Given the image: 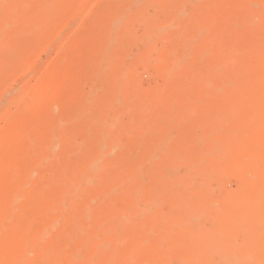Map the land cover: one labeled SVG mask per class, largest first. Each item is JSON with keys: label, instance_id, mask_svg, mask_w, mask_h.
Returning a JSON list of instances; mask_svg holds the SVG:
<instances>
[{"label": "bare ground", "instance_id": "obj_1", "mask_svg": "<svg viewBox=\"0 0 264 264\" xmlns=\"http://www.w3.org/2000/svg\"><path fill=\"white\" fill-rule=\"evenodd\" d=\"M74 1L75 0H41L40 2L42 3L37 4L35 8H33V10H35L36 12L34 16L32 18H27L25 14L29 10H31L28 7L30 4L27 6V2H25L24 0H0V69L2 70L4 68H7L8 65L11 66V63H14L20 58V56L23 55L19 53L22 51L21 48L17 47L15 43L11 41V38L13 37V35H15V31L8 30L9 28L7 27V25L9 23L18 21L29 22L26 23L22 27V29H20L19 35L29 34L28 36L34 37L35 41L38 35H43V33L46 31L50 32L52 24H55V26L59 24L60 21H58L57 24V22H55L56 20L53 21V18L57 16V14L59 15L58 12L60 10L59 8L61 4L63 2H65V4H73ZM189 1L191 2L192 0ZM194 1L195 6H197L200 10L201 0L200 3L198 0ZM186 2H188V0H132V2L129 3L128 6L122 7L118 10V12L115 11L113 15H111V18H109L111 22V29L107 32L106 35V42L104 44V50L106 51H101L100 56L103 59L105 58L109 62L114 63V54L121 49L120 45L124 47V51L134 45H141L144 49H147L149 46L153 45L156 39H169L172 33L169 31L168 27L171 26V28H173L176 24L183 23L185 20L183 18V15L186 13L182 14L183 11L181 9H183V5ZM157 3L159 6H167L168 3H172V5L175 6L179 12L175 16H170L164 20H160V18H158L159 16L153 17L156 16L155 13L153 16L146 15L145 7L148 4L155 5ZM203 6L209 7V5H205V3L203 4ZM248 11L244 16L246 19L243 17L241 21H247V18H249L247 15ZM257 11L258 10H256V12ZM260 12L263 11L261 10ZM260 12H257L259 16H257L258 18H260V15H263L264 13L263 12L260 14ZM250 13L251 12H249V14ZM253 13L255 12H252V14ZM257 17L255 16V19H253V17L249 18V21L251 18L253 21L247 22H249L250 24L252 22V24H254L250 26L248 25V29H250L249 27L255 28L254 25L258 27V25L255 24ZM80 18L82 19V17ZM119 20L122 22L120 23V25L118 24ZM137 20L139 22L142 21L145 24V28L142 34L138 33L139 31L137 32L133 29V25L136 24H134V21ZM52 21L55 23H52ZM139 22L137 24H139ZM190 22L192 23V26L202 25V22L199 23L197 18L194 20H190ZM241 23L245 24L243 25V27L247 26L246 23ZM141 26H143V23ZM54 30L55 29L53 28V31ZM200 34L203 35L201 32ZM230 34L232 35V33ZM233 34H235L236 36L238 33ZM184 39L185 37L183 38L182 43L179 46L170 45L171 47H168V50H166L167 48L165 49L166 52L162 51L163 53L160 54V58L158 60L159 63L157 64L156 68L158 75L162 76V83L158 85V87H154L153 91L150 90L152 91V93L150 92L151 95H149L152 98H159L163 94V92H165V90L166 92H168L167 90L180 86V84H183V82H185V79L187 80V67L184 66L183 63L186 58L183 60V55L185 57L187 56L185 55L188 52L187 47H190L189 44L192 41L190 42L188 40L189 38L185 40ZM187 40L189 44H187ZM209 40L211 39H208V42ZM213 41L209 42V44H215L213 43ZM235 43L237 42L232 43L233 48L237 47L236 45H234ZM186 44L188 46H186ZM156 46L158 47V45ZM210 46L211 45H209L208 50L202 52H206L205 54H208L209 52L207 53V51L211 50L209 49L211 48ZM226 46L227 44L224 47ZM221 47L222 46H220V48ZM233 48H230L229 46L228 50H225L226 52L223 50L224 53L220 54L223 55L221 59L219 58L221 63H219L218 65L216 63L215 66L213 65L212 67L215 70L214 77H217L220 73L225 72H229L231 74L245 72L248 74H246L247 80L242 85L241 83H239L237 86H231L230 83H225L222 86L223 89H221L220 85L221 90H218V98H226L228 96V99L232 97L233 101H227L226 104L214 107L210 112L208 111V113H212L214 109L215 113H213L216 115L218 113H224V119H219L220 121H217L216 124L214 123L215 120L211 119L212 125L215 124L217 129L221 130L222 128L227 127H234L236 129L237 127H239L241 129L240 131L244 132L247 129V131H250L252 135L246 133L243 137L241 136L242 138L239 139L241 144L234 148L227 147L228 145L231 146V141L224 145V140L210 142L211 139H207L209 142L208 146H211L212 154L210 153L211 155H209L207 158H203L205 159V161L193 163L187 162V164L185 165H183L182 160L179 161L177 155L176 157L172 155L170 159H165L167 154H169L170 156V151L168 153L165 152L166 147H164L162 140L167 139L166 137H168V135H164V138L158 141L159 146L156 145V148H154L155 146H153L152 148L154 149H149L146 152V156L144 155V161L146 163H150L149 166L145 169H143L141 166L142 169L138 167L136 170H130L127 175L120 172H114L115 168H117L115 170L117 171L120 168L119 166L121 165L115 160L112 161L111 157H109V153L114 150L118 151L123 149L121 140L118 136V130L127 128V126H133L134 124L144 125L146 123L145 120L148 118V109L153 106L154 102L146 92L144 93H146L147 96L141 93L142 95H144L142 96L144 98H141L138 94H136L134 90L136 89V81L133 74L128 73L129 81L131 80V82L124 81V76H127V68L125 69L124 65L121 66L119 71L115 72H118L116 75H114L115 73L113 74L114 76L111 75V72H109L105 68L109 66L102 67L101 65H99L98 71L95 72H98L97 74L99 76H104L106 79L110 78L109 88H106L105 86L104 88L112 91V97L108 102L109 104L106 106L104 103L103 109L99 111L100 113L102 112L101 115L97 113L96 115L91 116L96 119L98 124L95 128V132L94 130H92L94 134H91L88 139L86 138V142L84 141V143L88 145L82 146V142L80 144H77L75 139H67V137H71L69 135H64L66 136L64 137L62 134L65 131H63V133L59 131V127L62 128L63 126L51 125V128V126L49 125V129L52 130L50 131L53 133V135L49 133L51 137L48 135V142L43 144L44 146L41 145L40 147L36 139V143L39 146H31V148H34L33 151H35V148L37 149V147H40V149H37V151L35 152L31 151V155L26 148L25 152L28 151L29 153H24L25 156L27 155L28 162V156L31 155L30 165L27 168L28 170H26L31 172L39 171V174L37 173L38 179H29L30 177L24 178V181L28 183L26 187H16V189L14 188V186L18 184L19 181L23 180L20 178V175V179L17 178V175H14L18 170H20L18 169L17 171H14L15 173L12 174V176H15L16 178L12 176L9 177L10 182L8 184V193L5 189L3 190V193L2 191H0V194L5 195L7 193V199L3 204L0 205H3V211H0L1 214H3L4 208L6 211L5 218L2 219L0 216V231H3V228L5 229L7 227V222H5V219L10 222L11 219H14L16 217L14 219V223H8L10 224V227L9 225L8 227L10 228L9 230L11 231V233L16 234V232H18L16 237L11 236L10 232L9 234L6 232L11 236V238L13 237L14 239L13 242H10L11 244L9 243V241L6 242L2 238L0 239V252H3L6 258L10 259V262H7L9 264H166V260L174 254L179 258L178 263L180 264H213V256L214 254H218L226 256L228 258L227 264H264V107L261 110L258 109L256 113H254L251 117L249 116L250 118L247 119L246 126L243 125L245 121L242 120L245 114L247 117V115L249 114L247 111L252 107L253 104H257L262 101V99H264V65L260 68L261 70L256 69L253 74L250 75V71H246L243 68V52L241 53L240 49H238V52ZM214 50H211V52ZM154 51L156 52L155 48ZM187 54L189 55V53ZM193 54L194 52L192 51V55ZM203 54L202 56H204ZM210 55L213 54H209V56ZM244 55L245 57H247L246 55L248 54L244 53ZM224 63L226 64L224 65ZM209 79L211 80V76ZM207 80L208 79H205V81ZM50 82H52V80ZM38 83H40V81ZM92 88L93 89L90 88L89 91H86L83 94H78L81 101H79V103L83 102L86 104L85 107L84 104H82L84 108L82 106L81 107L85 109L87 106L84 111H81L82 109L80 108V115L75 113V115H77L79 119H82V122L85 121L83 119L89 117L91 114L89 111L90 108L88 103L95 98L103 97L100 91V86L93 84ZM181 88L183 89V87ZM35 90L34 92H38ZM186 91L182 94L185 95ZM41 92L44 94L45 90H42ZM48 92L46 93L48 94ZM120 94L124 95L125 97V101L122 105H120ZM37 95H40V93ZM174 95L173 97H175ZM2 96L3 95H1V98ZM145 96L149 97L146 98ZM162 96L164 97V95ZM40 99L45 100L46 97ZM159 99L157 100L158 102L160 101ZM157 101H155V103ZM194 101L196 100L191 101L190 103L192 104L188 103L190 104L189 106L195 107L193 105L195 104L198 107H196L197 109H202L199 108V106L197 105L198 103L196 104L194 103ZM32 102V104H34V101ZM4 105H6V103ZM133 105L140 107L141 110L138 112V115H134L128 121V123L124 121L122 122L117 119V111H119L117 109H120L119 107L129 109ZM169 106H171V104ZM193 107L192 109L194 111L197 110ZM188 109L189 108L187 107V110ZM103 112L112 113V118H110L109 116H105ZM213 113L211 114V117L214 115ZM53 115L55 114L53 113L52 116ZM95 119H93L92 122H94ZM170 123H172V120L169 121V123L167 122V128L170 127ZM31 124L33 123L31 122L29 127L34 126ZM17 127L19 128V126ZM29 127H27L26 130H28V132L30 131V133L32 134L31 130L28 129ZM229 129L231 130V128ZM26 130L24 132L28 134ZM87 131L89 132L90 130L88 129ZM92 131L90 132L92 133ZM59 132L61 133L60 136ZM25 133L23 134V136L25 135ZM30 133L25 137H29L31 135ZM212 134L213 132H209L207 137L209 138ZM23 136L22 138H25ZM31 136L33 137L34 135ZM2 137L3 139H6V137ZM26 138L24 140H26ZM33 138L35 139V137ZM28 139L30 138H27V140ZM3 141L4 140H1V142ZM26 141H24V143ZM61 141L64 142L61 143L62 146L63 144H65L64 147H62L63 149L66 146V148L68 147L69 150L73 151V153L75 152L78 156L84 155L86 153L87 160L85 162L77 161L74 164L65 162V165H63L61 169L59 167L61 165V163L59 162V152H57L56 150ZM1 142L0 144L5 145L9 141L5 143ZM15 142L13 141L12 144H16ZM21 142L23 143V140L20 141L19 144H21ZM33 142L34 140L32 141V143L30 141L31 144H33ZM30 143H28L29 147ZM137 153L138 151H136V154H134V156H136ZM237 155H249L248 157L252 162H238L237 159L234 158ZM14 157L16 156H13V158ZM163 160H165L166 162L169 161L167 162V164L170 168H168L167 166L168 169L159 170L157 166H159L163 162ZM7 163L8 161H6L5 163L7 167L6 169L4 168L5 171L8 170L9 167ZM16 164L18 165V163ZM228 165L235 167L237 170L239 168H251L252 170L254 169L256 173L255 177H250L248 176V174L245 175L244 173L238 172L231 176L230 179H226V171L221 168H225ZM0 167L1 170L3 167V162ZM182 168L185 169L183 170ZM45 170L49 172V175L45 176L42 174V172ZM8 172H11V170L9 169ZM30 175L31 174H27V176ZM3 178H1V180ZM93 178H98L97 184L93 183ZM209 178H212V180H215L216 178L219 181H222L221 189H219L220 192L218 191L219 196L217 197L223 202L218 205V200L204 195L201 196L197 201L192 200L193 196L191 198L184 197V195L189 192H197L202 195L205 191L206 186H204L205 183H202V180H206ZM7 181L8 179H6V182ZM24 181L22 182L23 184L25 183ZM6 182L3 181L1 183ZM157 183H163L162 189L158 187V185L160 186V184ZM197 183L200 184L198 185ZM0 188H2V186H0ZM60 190L61 194H63V197L62 201L59 202ZM158 191H161V193L164 195L166 194L169 201H171L172 203L171 205L173 206L172 209H170V211H168L165 216L161 218L158 224L154 226L159 229L158 233L155 235L152 234V236L151 234L149 235V233H147L148 230H144L142 220L144 218L151 219L152 215H149L150 207H154V203L157 205L159 204V201L157 200L154 202V196H156L157 193H160ZM14 194L16 195L14 196ZM46 194H48L49 196L45 197ZM5 196L2 197L5 198ZM19 196L21 200V197L25 198V202L33 201L32 209L33 207L35 208L31 211V215L28 219H17L18 217L15 216V213L20 212L19 210L23 208L19 207L20 209H18L17 211L16 207L18 206H14L15 203L17 205L16 200L17 198H19ZM3 199L0 201H3ZM146 200H150V202H146ZM17 201L19 202V200ZM119 201L123 203V206H118L117 202ZM21 202H23V200ZM56 203L57 205H55ZM63 205H65L64 210H62L63 208L61 207ZM52 209V215L48 214L42 219V217L45 215L44 213H47L48 210L51 211ZM15 210L16 212L14 213ZM21 211L23 212V214H25L24 210ZM92 211L94 213H92L91 216H93V214L95 215V217H93L94 224L91 228L88 227L85 229V227L83 226L87 218L90 216V212ZM65 212L66 217H64L65 219L63 218V223H58V225L55 220H59ZM20 214L21 213H19L18 215L20 216ZM9 230L7 229V231ZM131 230H134L133 237L132 235H127ZM240 231H244V234L245 232H247L245 234L247 235V238L243 242H239L236 238V236H239L237 235V233H239ZM5 235L4 239L6 237ZM8 235L7 238L9 237ZM152 246L155 247V249H152ZM149 248L152 249V254L146 253ZM144 252L146 254H144ZM2 259L5 258H3L2 256Z\"/></svg>", "mask_w": 264, "mask_h": 264}, {"label": "rangeland", "instance_id": "obj_2", "mask_svg": "<svg viewBox=\"0 0 264 264\" xmlns=\"http://www.w3.org/2000/svg\"><path fill=\"white\" fill-rule=\"evenodd\" d=\"M24 1L27 2L26 3L27 6L30 4L28 7L31 9L25 15L27 18H29V17L32 18L34 16V14L36 13L35 10H33V8H35V6L37 4L42 3V2H40L41 0H24ZM198 1L200 3V0H198ZM131 2H132V0H75L73 4H71V3L65 4V2H63L59 8L60 9L58 12L59 15L57 14V16H59V17L55 16L53 18L54 19L53 21L56 20L55 22H57V24H58V21H60L59 24L56 25L57 27L55 26V24L54 25L52 24V27L55 30L53 31V28L51 27L50 32L46 31L43 33V35L40 34V35H38V37L35 36L37 38V39L35 38L36 39L35 41H34V37L28 36L29 34H27V35L23 34L22 35L20 33L21 35H19L20 29H22V27L26 23H29V22L18 21L19 23L18 22H12V23H9L7 25V27L9 28L8 30L15 31L16 36L13 35V37H12L13 39L11 38V41L13 43H15V45L17 47L21 48L22 51L19 53L21 55L23 54L24 56L22 55V56H20V58L18 57L19 61L17 60L14 63H11L10 64L11 66L8 65L7 66L8 69L7 68H4L2 70L0 69V101H1V103H0V137H1L0 142H1V140L5 141L6 139H8V140H6L5 142L9 141V142H7L8 144L7 143L5 144L6 146L0 144V145H2V146H0V148L2 147L0 150V153H1L0 156H5V157H0V161H1L0 165H2V162H3V167L0 170L1 171L0 172V186H2V188H0V191H2V193H3L4 189L8 193V187H9L8 184L10 182L9 177L12 176V174L15 173L14 171H17L18 169H20V170H18L16 172V174H14V175H17V178H19V175H20L21 176L20 178L23 180L19 181L18 184H16L14 186V188H16V187H18V188L22 187L23 188V186L25 188L28 183H26L24 181L25 180L24 178L30 177L29 179H38L37 176L39 174V171H35V172L32 171L31 172V171H27L28 170L27 168L30 165V161H31L30 156L32 155V152L37 151V149H40L41 145L48 142V140H49L48 135L50 137H51V135H53V133L51 132L52 130L49 129V125L50 126L51 125L63 126L62 128L59 127V131H61L62 133H63V131H65L64 132L65 134L64 133L62 134L63 136L69 135L71 137H67V139L73 138V139H75L77 144H80L82 142L81 143L82 146L88 145V144L86 145L84 143V141L86 142L88 137L91 134H94L95 128L98 124L96 119L94 117H91V116L96 115L97 113L101 115L102 112L100 113L99 111L101 109H103L104 103L106 106L109 104L108 102L112 97V94H111L112 91L104 88V86L106 88H109L110 78L106 79L104 76H99L97 74L98 72H95V71H98L99 65H101L102 67L109 66V67H105V68L109 72H111V75H113L116 71H119L121 66L124 65L125 69L127 68L126 69L127 70L126 71L127 76L126 75H125L126 77L124 76V81L125 82H131V80L129 81L128 73L133 74L135 76V81H136V84H135L136 89H134V90H135L136 94L139 95V97L144 98V97H142L144 95H142L141 93H143L145 95H146V93H147V95H149V94L151 95L154 87H158V85H160L162 83V76L158 75L157 68H156L157 64L159 63L158 60L160 58V54L163 52H166V50L169 49L168 47H171L174 45L179 46L182 43V40L184 37H185V39L189 38L188 40L190 42L192 41L189 44V42L187 40V44H189V46H190V47H187V50H188L187 53H189V55L187 53L185 54V55H187L186 57L183 55V60L186 58L183 61V63H184V66L187 67L186 68L187 69V74H186L187 80L185 79L184 80L185 82H183V84H180V86H177V87H174L173 89L167 90L169 93L166 92V90H165V92H163V94H162V95H164V97L161 95L160 96L161 98L159 97L160 99L157 97L152 98L149 95L150 98H152L154 103H153V106H151L148 109V118L145 120L146 123L144 125L134 124L133 126H129V127L127 126V128H124V129L122 128L121 130H118L119 132L121 131L120 133L118 132V136H119V139L121 140V144L123 146L122 147L123 149L122 148L121 149L123 151L122 150H118V151L114 150L111 153H109V157H111V160L112 161L115 160L116 162H118L121 165V166H119L120 168L118 167L119 169L117 171H115L117 169V168H115L114 172H120V173L127 175V173L130 170H136L138 167L141 168V166H142L143 169L147 168L150 163H148V162L146 163L144 161V155L146 156V152L149 149L151 150V149L156 148L157 147L156 145L159 144L158 141H160L162 138H164L163 137L164 135L165 136L168 135V137H166L167 139L162 140L164 147H166L165 152L168 153L170 151L169 152L170 156H169V154H167L165 159H170V157L172 155L175 157L177 155L179 161H181V160L183 161L182 162L183 165L187 164V162L193 163V162L205 161V159H203V158H207L209 155L212 154L211 153L212 152L211 146L210 147L208 146V143H209L208 140H210V139H211L210 142H217L219 140L220 141L224 140L225 141L224 145H226V143L231 141V146L228 145L227 147L234 148V147H237L238 145L241 144L239 139H241L246 133H248L249 135H252V133H250V131H247V129L244 132L240 131L241 129L239 127H237L236 129L234 127L222 128L221 130L217 129L215 124L217 121L218 122L220 121L219 119H221V120L224 119V115H223L224 113H220V114L218 113L216 115V114H214L215 113L214 112L215 109H214L212 111V113L214 112L213 113L214 114L213 116L215 117V119H214L213 116L211 117L212 113H208V111L210 112L211 109H213L214 107H218V106H221L223 104H226L227 101L228 102L233 101L232 100L233 98L231 97L228 99V96L226 98H222V97L218 98V96H219L218 90L220 89V85H221V89H223L222 86L225 83H230L231 86H237L239 83H241V85H242L247 80L248 74L245 72H240V73H235V74L225 72V73H220L219 76H217L218 78L214 77L215 70H214V68H212L213 65L215 66L216 63H217V65L219 63H221L220 59L223 55H220V54L224 53L225 50L227 51L229 46H230V48L231 47L233 48L232 43L237 42L234 45H236L238 48L235 46L237 49L233 48L234 50H237L239 52L238 49H240V52L241 53L243 52L242 53L243 54V59H242L243 60V62H242L243 68L246 71H250V73H249L250 75L253 74V72L256 69L261 70L260 68L263 67V65H264V18H261V17H264L263 16L264 15V13H263L264 12V0H203V1L201 0V3H200V10L201 11L199 10V8L197 6H195L194 0H192L191 2L188 0V2H186L183 5V9H181L183 11L182 14L186 13L183 15V18L185 19L184 22L180 23V24H176L175 25L176 27L174 26L173 28H171V26L168 27L169 31L172 33V35L170 36L169 39H167V40L163 39V38L156 39L152 45L153 47L149 46L147 49H144L143 46H141V45L140 46L134 45V46L129 47V49L124 51L123 50L124 47H122V45H120L121 49L118 50L117 52H115V54H114V56H115L114 57V63H111L104 58L106 61L105 62L104 59L100 56V52L106 51V50H104V48H105L104 44L106 42V37H107L106 35H107V32L111 29V22H110L109 18H111V15H113V13L115 11L118 12L119 9H121L122 7L128 6L129 3H131ZM204 3H205V5H209V7L203 6ZM208 3H210V4H208ZM184 8H185V11H184ZM248 10H250V11H248ZM256 10H258L257 12H260L261 10L263 11V12H260V14L263 13V15H260L261 16L260 18H258L259 16H258V13L256 12ZM247 11H248L247 15L249 18L253 17V19H255V16L256 17L258 16L257 17L258 19L256 18V21L254 20L256 22L255 24L258 25V27H256L254 25L255 28H251V27H249L250 29L247 28L248 25L250 26V25L254 24V23L252 24V22H251V24L249 23L250 21H253L252 18L250 19V21H249V18H247V21H249V22H247V21L245 22L244 20L241 21L243 19V17L245 16V14L247 13ZM145 12H146V15H149V16H153L155 13L156 16H153V17L159 16L158 18H160V20H164L170 16H175L179 11L175 6L172 5V3H168L167 6H161V5L159 6L157 3L155 5L148 4L145 7ZM249 12H251V13L249 14ZM252 12H255V13L252 14ZM250 15H252V16H250ZM161 16H163V17H161ZM80 17H82V19ZM196 18L198 19L199 23L202 22V25L192 26V23L190 22V20H194ZM53 21H52V23H55ZM138 22H139L138 20L134 21V24L135 23L136 24L133 25V29L137 32L139 31L138 33L142 34L143 30L145 28V24L142 21H140L141 23L139 22V24H137ZM241 22L246 23L247 26L243 27V25H245V24H243ZM120 23H122V22L119 20L118 24L120 25ZM142 23H143V26H141ZM119 25H118V27H119ZM139 25L142 28H140ZM177 26H178V28H177ZM189 30H191V31H189ZM206 30H207V32H206ZM55 32L57 33V35ZM200 32L203 35H201ZM230 33H232V35ZM233 33H238V34L235 36V34H233ZM42 36H43V38H42ZM46 38H47V40H46ZM194 38H196V39H194ZM208 39H211V40H209V42H212L214 40L215 42L213 41V43H215V44H209ZM222 42H224V43H222ZM227 42L230 44H228ZM187 44H186V46H188ZM226 44H227V46H226L227 49H226V47H224ZM231 44H232V46H231ZM156 45H158V47H160V48H158ZM209 45H211L210 46L211 48H209V49H211V50L215 49L214 51H212L213 53L211 52V50L207 51V53L209 52L208 54H205L206 52H202V51L208 50ZM218 46H219L220 50L218 49ZM220 46H222V47L220 48ZM154 48H155L157 53L154 51ZM216 48L219 51H223V50L224 51L219 52ZM192 51L194 52L193 55H192ZM109 52H108V54H109ZM244 53L248 54V55H246L247 57H245ZM197 54H199L200 56ZM202 54L204 56H202ZM209 54H213V55L209 56ZM124 56H125V58H124ZM223 59H225V58H223ZM218 60H219V62H218ZM225 64L226 63H224V65ZM111 65L113 66V68ZM50 69H52V70H50ZM54 73H55V75H54ZM117 73H115L114 75H116ZM96 75H97V77H96ZM186 76H185V78H186ZM210 76H211V80L209 79ZM205 79H208V80L205 81ZM51 80H52V82H50ZM39 81H40V83H38ZM95 81H96V83H95ZM189 83H191V84H189ZM46 84H47V86H46ZM93 84L100 86V91H101L103 97L95 98L88 103L89 108H90L89 111L91 114L89 117L83 119L86 122L85 121L82 122V119L80 118L81 119L80 120L79 117H77V115H75V113L80 115V112L84 111L87 108V106L85 109H83L86 104L83 102L79 103L80 99H79L78 94L79 93L83 94L84 92L89 91L90 88L93 89L92 88ZM101 87H102V89H101ZM181 87H183V89ZM36 88H38V89H36ZM41 89L45 90L44 94L41 92L42 91ZM148 89H149V91H148ZM25 90H27V91H25ZM34 90L38 91V92H34ZM39 90H40V92H39ZM48 90H49V92H48ZM150 90H152V91H150ZM185 91H186V94L185 95L182 94ZM46 92H48V94ZM144 92H146V93H144ZM36 93L37 94L40 93V95H37ZM1 95H3L2 96L3 99L1 98ZM120 95H121L120 96V98H121L120 102L121 103L120 102L119 103H120V105H122L125 101V97L122 94H120ZM173 95L175 97H173ZM45 97H46L45 100L40 99V98L43 99ZM148 97H146V98H148ZM76 98L79 100H77ZM30 99H32V100H30ZM158 99L160 100L159 102L157 101ZM193 100H196V101H194V103H196V104L198 103L197 105L199 106V108H202V109H197L198 107L195 104H193L195 107L189 106L190 104H192L190 102ZM32 101H34L35 105L32 104L33 103ZM155 101H157V102L155 103ZM263 101H264V99H262V101H260L257 104H253L252 107L247 111L249 114L247 115V117L245 114L243 119H242L243 121H245L243 123L244 126H246V124H247L246 123L247 119H249L254 113H256V111L258 109L261 110L264 107ZM5 103H6V105H4ZM188 103H190V104H188ZM82 104H84V107L82 106ZM170 104H171V106H169ZM37 106H38V108H37ZM178 106H180V107H178ZM185 107H186V109H185ZM187 107L189 108L188 110H187ZM192 107L197 109V110L194 111L192 109ZM80 108L82 109L81 111H80ZM119 108L120 109H117V110H119V111H117L118 112V115H117L118 118L117 119H119L122 122L124 121L126 123H128V121L134 115H138L139 114L138 112L141 110L140 107H138L136 105H133L129 109L128 108H121V107H119ZM181 108H183V109H181ZM176 109H178L179 112ZM180 109H181V111H180ZM52 110H53V112H52ZM8 111H10L11 113ZM53 113L56 116L55 115L52 116ZM107 113L108 112H106V113L103 112V114L105 116H107V117L109 116L110 118H112L111 116L113 114L108 113V115H107ZM173 116H175V117H173ZM176 116H178V117H176ZM74 117H75V119H74ZM93 119H95V121H94L95 124H94V122H92ZM211 119L215 120L214 121L215 124L212 125ZM160 120H161V122H160ZM171 120H172V123H170L169 124L170 127L168 126L169 128H167V125H168L167 122L169 123V121H171ZM26 121H27V124H26ZM28 121L29 122L31 121L33 123L31 125H34V126L29 127L31 122L29 123ZM53 121L54 122L57 121V122L54 123ZM156 122H158V123H156ZM20 125H21V127H20ZM163 125H165V126H163ZM17 126H19V128ZM26 126L29 127L28 129L31 130L32 134L30 133V131L28 132V130H26L27 129ZM30 128H32V129H30ZM51 128H52V126H51ZM65 128H66V130H65ZM229 128H231V130ZM17 129H18V131H17ZM88 129L90 131L94 130V132L93 131H92V133L90 131L88 132L87 131ZM25 130L28 132V134L30 133L31 135H34L33 137H35V139L31 135L29 137H27L30 139L32 137L31 140L30 139H28V140H30L31 143L34 140L33 144H31L30 141H28L27 138L25 137V136H28V134L24 132ZM23 132L25 133L24 136H23V134H24ZM209 132L210 133L213 132V134L208 138L207 136H208ZM21 133H23V134H21ZM49 133H51V135ZM20 134L23 137H25L27 141L24 140L25 138H22V136ZM60 134L61 133L59 132V136H60ZM233 134L235 137L233 136ZM2 136L6 137V139H3ZM66 136H64V137H66ZM15 138H17V139H15ZM36 139H37V142L40 145V147L39 148L37 147V149L35 148V151H33L34 148L32 149L31 146L36 147V145H38L36 143ZM11 140H13L14 142L16 140V142H15L16 144H12L13 141H11ZM18 140H20V141L23 140V143L21 142V144H19L20 141H18ZM4 141L1 143H5ZM24 141H26V142L24 143ZM28 143H30V147H29ZM61 143H64V142H62V141L60 142L59 146L57 147L59 150L56 148L57 152H59V162L61 163V165L59 167L61 169H62V166L65 165L64 164L65 162L70 163V164H74L77 161L85 162L87 160L86 153L84 154L85 156L84 155L78 156L75 152H74L75 153L74 154L73 151L69 150L68 147H67L68 148L67 149L66 146L63 149L62 147H64L65 144H63V146H62ZM7 146L9 147V149ZM153 146H155V147L152 148ZM26 148L28 149V151L31 154V155L28 154V155H30V156H28L29 162H28L27 155L25 156L26 153H29L28 151L25 152ZM136 151H138V153L136 156H134V154H136ZM7 153H8V155H7ZM13 156H16V157L13 158ZM248 156L249 155H246V156H243V155L238 156L237 155L234 158H236L238 162L246 163V162L251 161V159ZM141 157H142V159H141ZM15 158H16V160H15ZM6 161H8V163H7V165L9 166L8 170L10 169L11 172H8V170L5 171V169L7 168L5 165ZM167 162H169V161H167ZM167 162L165 160H163V162L161 163L162 165L160 164L159 166H157L158 169L163 170V169L170 168L169 165L167 164ZM16 163H18L19 167ZM167 166H168V168H167ZM157 167H153V168H157ZM60 168H59V170H60ZM182 169L184 170L185 168H182ZM221 169L226 171V179H230L231 176H233L234 174H236L238 172L244 173L245 175L248 174V176H250V177H255V174H256L254 169L252 170L251 168H244V169L239 168L237 170L235 167L228 165L225 168H221ZM4 171L7 173H5ZM19 171H20V173H19ZM21 174H23V175H21ZM27 174H31V175L27 176ZM42 174L47 176V175H49V172L47 170H45L42 172ZM35 175H36V178H35ZM3 176H4V178H3ZM12 177H15V176H12ZM1 178H3L2 180L4 182H6V179H8V181H7L8 183L7 182L1 183V182H3L1 180ZM23 181L26 184L25 183L23 184L22 183ZM92 181H94L93 183L97 184L98 178H93ZM199 181H201V180H199ZM203 181H205V182H203ZM202 183H205L204 186L206 185L205 191L202 195H200L197 192H189V193H186L184 195V197L191 198L193 196L192 200L197 201L200 199L201 196L204 195V196H209V197H212V198L218 200L219 201L218 205L221 202H223L222 200L218 199V197H217V196H219V192H220L219 189H221L222 181H219L216 178H215V180L214 179L212 180V178H209L206 180H202ZM2 184H4V185H2ZM157 184H160V186L158 185V187L162 189L163 183H157ZM197 184L199 185L200 183H197ZM3 186H4V188H3ZM213 186H214V188H213ZM158 192H160V193H157L156 196H154L155 197L154 202L157 200V201H159V204L157 205L154 203V207H150L149 215H152L151 219L144 218L142 220L144 230L145 231L148 230L147 233H149V235L150 234L155 235L158 233L159 228L157 229L154 226H156L158 224V222L161 220V218H163L165 216V214L168 211H170V209H172V206H173V205H171L172 203H171V201H169L168 196L166 194L165 195L162 194L161 191H158ZM7 193L5 194L6 196L4 194H0V197L2 199L4 198L2 196H5L3 201H0V205L3 204L5 202V200L7 199ZM160 194H162V195H160ZM15 195L16 194H14V196ZM60 195H61V197H60ZM62 195L63 194H61V190H60L59 191V199H60L59 202L62 201V197H63ZM47 196H49V195L46 194L45 197H47ZM1 198H0V200H2ZM21 198H22L23 202H21L22 200L20 199V196H19V198H17V200H19V202L16 200L17 205L15 203L14 206H18V207H16L17 211L21 207H23V208H21L19 210L20 212H16V210H15L14 213L16 212L15 216L18 217L17 219H19V218L20 219L21 218L22 219L23 218L28 219L31 215V211L35 207H33V209H32V206H33L32 202L33 201L25 202V200H24L25 198H23V197H21ZM11 200H12V197H11ZM146 202H150V200H146ZM117 204H118V206H123V203H121V201L117 202ZM55 205H57V203ZM2 206H0V211L1 210L3 211ZM61 207L63 208L62 210L65 209V205H63ZM14 209H15V207H14ZM21 210H24L25 214H23V212ZM48 211H47V213L46 212L44 213L45 215L42 217V219L48 214L52 215L53 209L51 211H49V213H48ZM1 212H0V216L3 219L6 217L5 216V213H6L5 208H4V212H3L4 215L1 214ZM66 212L64 213V215L59 220H55L57 222V224L63 223V218L66 217L65 216ZM19 213H21L22 215L20 214V216H19L18 215ZM92 213H94V212L93 211L90 212V216L87 218V220L83 226V227H85V229L88 227L91 228L94 224V218L93 217H95V215L93 214V216H91ZM27 214H29V215H27ZM13 218H14V216H13ZM14 219H11L10 222H8L7 219H5V222H7V227L5 229L3 228V231H0V239L2 238L6 242L9 241V243L13 242L14 241L13 237L14 236L16 237V235L18 234V232H16V234H13L9 230L10 224L15 222ZM55 219H56V217H55ZM8 223H10V224H8ZM8 225H9V227H8ZM7 229L9 231H7ZM0 230H1V228H0ZM133 231L134 230H131L130 232H128L129 234H127V235L128 236L132 235V237H133V233H134ZM6 232L8 234L10 232V235L13 237L11 238V236L8 235ZM246 233L247 232H245V234ZM245 234H244V231H240L239 233H237V235H239V236H236L237 240L239 242H243L244 240H246L247 235H245ZM4 235L6 236L5 239H4ZM7 235L9 236L8 238H7ZM8 239H10V240H8ZM150 241H151V239H150ZM149 249L147 252L146 251L145 252L147 254H152L151 250L155 249V247H153L152 249L151 248H149ZM145 252H144V254H146ZM153 252H154V250H153ZM2 256L5 259H2ZM0 258H1L0 264H2V263L3 264H9L8 262H10V259L6 258V256L4 255L3 252H0ZM166 261H167L166 264H180V263H178L179 258L177 257V255H174V254L171 257H169ZM227 261H228V258L226 256L218 255V254H214V256H213V264H227Z\"/></svg>", "mask_w": 264, "mask_h": 264}]
</instances>
